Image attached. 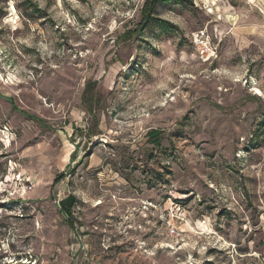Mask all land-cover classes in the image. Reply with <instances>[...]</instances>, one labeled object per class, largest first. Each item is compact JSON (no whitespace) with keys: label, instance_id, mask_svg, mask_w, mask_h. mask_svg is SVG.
<instances>
[{"label":"rangeland","instance_id":"obj_1","mask_svg":"<svg viewBox=\"0 0 264 264\" xmlns=\"http://www.w3.org/2000/svg\"><path fill=\"white\" fill-rule=\"evenodd\" d=\"M144 2L0 0V264H264V0Z\"/></svg>","mask_w":264,"mask_h":264},{"label":"trees","instance_id":"obj_2","mask_svg":"<svg viewBox=\"0 0 264 264\" xmlns=\"http://www.w3.org/2000/svg\"><path fill=\"white\" fill-rule=\"evenodd\" d=\"M159 1L160 0H145L144 5H143L142 10H141V21H140V23L138 24V26L133 31H127L123 35H121V39H127V38H130L131 36H134L135 34H138L139 32H142L149 25L153 20V13H154L155 7L157 5V2H159ZM85 93L86 92H84L82 95L84 102H86ZM13 108H14V106H13ZM34 120L41 123V121L39 119H34ZM157 134L158 133L156 131L151 132L150 138H151V136L156 137ZM63 178H64V175H58L57 177H55L54 182L58 183ZM61 204H62V206H64L65 201H62ZM61 210H63V209H61ZM69 226L72 227L71 223H69Z\"/></svg>","mask_w":264,"mask_h":264},{"label":"built area","instance_id":"obj_3","mask_svg":"<svg viewBox=\"0 0 264 264\" xmlns=\"http://www.w3.org/2000/svg\"><path fill=\"white\" fill-rule=\"evenodd\" d=\"M8 242L6 241H0V252L4 250L3 246H6L8 248Z\"/></svg>","mask_w":264,"mask_h":264}]
</instances>
